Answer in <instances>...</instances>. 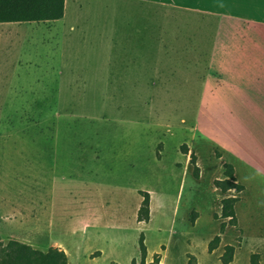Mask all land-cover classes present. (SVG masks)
Returning <instances> with one entry per match:
<instances>
[{"label": "rangeland", "instance_id": "obj_1", "mask_svg": "<svg viewBox=\"0 0 264 264\" xmlns=\"http://www.w3.org/2000/svg\"><path fill=\"white\" fill-rule=\"evenodd\" d=\"M111 2L73 5L49 55L33 42L30 58L0 57L7 77L9 69L24 72L22 81L0 82V244L56 248L67 264H139L142 235L146 261L157 254L162 264H221L223 248L241 241L227 224L218 248L207 250L223 233V219L214 218L225 198L213 185L221 169L206 148L195 178L180 152L186 142L178 121L172 135L163 128L166 138L158 136L149 91L116 73L110 36L97 49V28L110 25L118 6ZM253 3L264 23V0ZM258 29L264 34V25ZM139 191L149 194L147 222H137ZM236 211L251 242L234 264H249L253 239L263 230L253 222L264 226V218L252 221L243 203ZM258 250L264 264V250Z\"/></svg>", "mask_w": 264, "mask_h": 264}, {"label": "crops", "instance_id": "obj_2", "mask_svg": "<svg viewBox=\"0 0 264 264\" xmlns=\"http://www.w3.org/2000/svg\"><path fill=\"white\" fill-rule=\"evenodd\" d=\"M185 1L112 0L110 5L118 6L112 11L110 25L97 28V49L102 50L106 37H111V63L118 69L116 73L121 77L122 72L128 74V83L149 91L150 114L161 128L158 136L172 135V122L178 121L185 132V163L193 154L199 176L200 156L206 148L221 169L220 180L224 179L223 166L232 167L235 183L243 187L238 194L232 190L222 193L224 199L237 198L233 206L236 224L229 226L241 239H233L230 264H234L240 249L251 242L244 236L237 206L243 203L252 221L264 218V34L258 29L264 23L257 18L255 0H188L189 5ZM102 4V0H63L60 20L0 23V57L30 58L28 46L33 42L44 46L49 55V46L61 28L65 30L73 5ZM123 9L128 14L114 12ZM3 69L0 82L23 80L19 68L8 70L10 78ZM122 80L126 82V77ZM154 93L160 94L159 100ZM253 223L263 228L262 236L253 239L257 253L264 250V226ZM227 224L229 219H223L220 243Z\"/></svg>", "mask_w": 264, "mask_h": 264}, {"label": "trees", "instance_id": "obj_3", "mask_svg": "<svg viewBox=\"0 0 264 264\" xmlns=\"http://www.w3.org/2000/svg\"><path fill=\"white\" fill-rule=\"evenodd\" d=\"M63 17V0H0V23H31V22H50L60 20ZM180 152L187 155L186 145H181ZM160 160L159 156H156ZM189 164L192 166L193 176L199 177V169L196 166V158L190 155ZM223 180L214 181V187L221 193L232 190L238 194L243 187L235 183L233 169L230 165L223 166ZM142 201L137 212V222H147L149 219L150 198L147 192L139 191ZM237 198H226L221 200L220 217L214 216L215 219H229V225L235 226L236 220L233 206ZM192 222L195 220V215ZM221 231H224V225H221ZM220 243V237L216 236L207 247L208 253L215 251ZM139 264H160L161 258L155 254L151 262H146V248L144 246L143 236L140 235L139 241ZM234 248L225 246L223 254L220 257L221 264H230L233 260ZM0 264H67V258L63 251L56 248H49L46 252L34 250L31 247L16 241H9L6 245L0 244ZM131 264H135L134 261ZM190 264V259L188 263ZM249 264H260L258 254H251Z\"/></svg>", "mask_w": 264, "mask_h": 264}]
</instances>
